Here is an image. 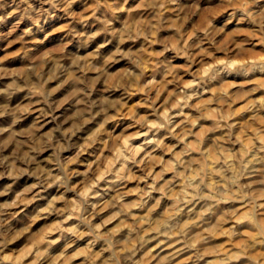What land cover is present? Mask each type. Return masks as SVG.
I'll list each match as a JSON object with an SVG mask.
<instances>
[{"label":"clouds","instance_id":"1","mask_svg":"<svg viewBox=\"0 0 264 264\" xmlns=\"http://www.w3.org/2000/svg\"><path fill=\"white\" fill-rule=\"evenodd\" d=\"M0 264H264V0H0Z\"/></svg>","mask_w":264,"mask_h":264}]
</instances>
